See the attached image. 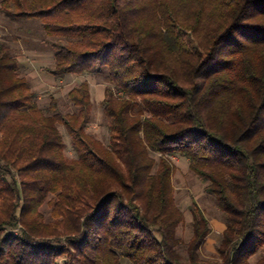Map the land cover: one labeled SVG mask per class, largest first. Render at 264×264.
<instances>
[{"label":"trees","instance_id":"1","mask_svg":"<svg viewBox=\"0 0 264 264\" xmlns=\"http://www.w3.org/2000/svg\"><path fill=\"white\" fill-rule=\"evenodd\" d=\"M0 13L40 24L55 80L107 70L109 135L87 131V81L72 112L43 110L0 41V264H204L210 222L193 202L184 254L171 157L222 215L221 264H250L264 246V0H1Z\"/></svg>","mask_w":264,"mask_h":264},{"label":"rangeland","instance_id":"2","mask_svg":"<svg viewBox=\"0 0 264 264\" xmlns=\"http://www.w3.org/2000/svg\"><path fill=\"white\" fill-rule=\"evenodd\" d=\"M0 41L10 46L13 56L18 60L20 74L27 79L31 89L36 93L37 104L43 110L50 106L54 98L61 112H72L73 107L67 100V93L81 81H87L93 101V119L87 126V131L104 145H108V130L101 111L102 94L108 86L106 69L99 70L95 74L69 76L64 80H55L46 74L44 69L53 64V51L50 41L44 36L37 21L13 22L0 13ZM60 130L66 143L65 154L68 159H72L75 154L70 146L69 137L62 127ZM152 156L156 160L159 158V154H152ZM171 160L174 165L173 198L184 215V223L177 229V236L183 245L182 252L185 254V246L191 237L190 206L195 202L209 220L212 229L200 252L201 258L204 264H221L216 248L224 229L222 215L213 198L205 192V184L189 171L187 160L179 157H171ZM42 211L45 218L49 220L50 208L44 205ZM10 233L17 235L18 230H10ZM262 257H264V246L249 260L250 264H256Z\"/></svg>","mask_w":264,"mask_h":264},{"label":"crops","instance_id":"3","mask_svg":"<svg viewBox=\"0 0 264 264\" xmlns=\"http://www.w3.org/2000/svg\"><path fill=\"white\" fill-rule=\"evenodd\" d=\"M52 77V76H51ZM104 99V92H103V94H102V99H101V101Z\"/></svg>","mask_w":264,"mask_h":264}]
</instances>
